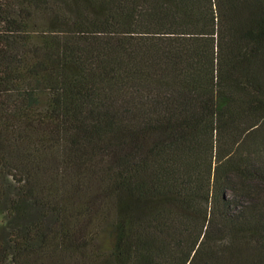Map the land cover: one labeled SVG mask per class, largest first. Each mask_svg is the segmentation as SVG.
I'll use <instances>...</instances> for the list:
<instances>
[{"label":"trees","instance_id":"1","mask_svg":"<svg viewBox=\"0 0 264 264\" xmlns=\"http://www.w3.org/2000/svg\"><path fill=\"white\" fill-rule=\"evenodd\" d=\"M0 264H264V0H0Z\"/></svg>","mask_w":264,"mask_h":264}]
</instances>
